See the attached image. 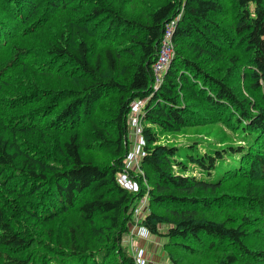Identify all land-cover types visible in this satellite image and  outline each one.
Returning <instances> with one entry per match:
<instances>
[{
	"label": "trees",
	"instance_id": "1",
	"mask_svg": "<svg viewBox=\"0 0 264 264\" xmlns=\"http://www.w3.org/2000/svg\"><path fill=\"white\" fill-rule=\"evenodd\" d=\"M233 1L224 27L221 0H164L141 18L113 0H0V264H136L122 236L145 193L139 223L178 238L183 256L264 264V0ZM169 30L173 56L155 87ZM143 99L139 173L123 161L129 104ZM204 122H222L228 142L190 145L181 159L157 143L154 126ZM100 148L107 160L85 157ZM224 208L245 216H209Z\"/></svg>",
	"mask_w": 264,
	"mask_h": 264
},
{
	"label": "rangeland",
	"instance_id": "2",
	"mask_svg": "<svg viewBox=\"0 0 264 264\" xmlns=\"http://www.w3.org/2000/svg\"><path fill=\"white\" fill-rule=\"evenodd\" d=\"M164 0H113V5L119 7L123 10L128 11V13L133 14L135 17L141 18L142 14L145 11H150L153 7L161 4ZM225 6L224 13L223 11L219 13V16L216 17L219 22H221L224 27H228L231 23L232 19L235 16V6L233 0H221ZM55 28L50 29V32ZM173 47V43H171ZM135 53V52H134ZM173 56V54H172ZM126 60L127 58H123ZM171 60V58H169ZM214 65H219L218 63H214ZM45 80H49V78H45ZM158 83L160 79H157ZM156 81V82H157ZM115 95V94H114ZM116 96V95H115ZM114 96H110L113 99ZM139 101V100H134ZM133 101V102H134ZM146 99H143L142 103H144ZM132 103V102H130ZM141 103V104H142ZM103 105L109 104L107 101L102 103ZM140 104V105H141ZM134 107L132 104H129V113L127 115V128H128V138H127V147L128 152L125 153L126 158L123 161L125 169H131L134 171H139L142 173L140 166V157L143 154L141 145L143 144V138L140 135V125L139 122L141 120V108ZM103 108L99 107V110L95 111L93 114V119L95 122L101 120L103 117L107 116V113L102 110ZM143 123H146L145 120H142ZM222 122H204L201 124H194L190 126H186L177 130H172L166 132L165 130H160L158 126H154L158 131V142L163 144H172L178 147L179 156L176 158L181 159L185 152L184 150L190 146L195 145L198 149V152L203 153L207 146L212 147H221L223 144L227 143V137L224 136L222 132V128L225 131H228V128L222 125ZM178 155V154H177ZM182 155V156H181ZM181 156V157H180ZM85 157L87 159H92L95 162L101 163L108 159V153L104 149H98L93 151H86ZM184 159V158H183ZM186 162V160H185ZM184 163V161H182ZM188 169L186 170L187 174L197 175L199 176V170L194 167L191 163L187 161ZM175 171H179L178 165L173 166ZM126 176V172H123L119 175ZM139 198L138 203L134 206V221L128 227V231L122 236V244L124 245L127 252L131 253L134 257V263L136 264H173L172 257L169 254V250L164 248V243L168 242L170 244V249L175 258H178L180 264H216L218 256L216 254L211 256L199 255L198 257L191 256H183L178 250L177 246L173 243H177L179 241L178 238L172 237H163L160 235H155L145 228L139 223L138 219L147 213L149 210V205L146 203V195ZM156 211L165 215H168V211H165L163 207L157 206L155 207ZM217 214L209 215L214 218L219 219H229V221H238L240 217H244L245 215L241 212H238L235 209H227L224 208L220 211L216 212ZM73 216H66L63 221L74 219ZM61 222V221H59ZM57 223V222H56ZM55 224V223H54ZM53 224V225H54ZM50 224H45L43 229L49 227ZM167 223H163L160 225L159 230L161 233L166 232ZM181 255L183 257H181ZM195 258V259H194Z\"/></svg>",
	"mask_w": 264,
	"mask_h": 264
},
{
	"label": "built area",
	"instance_id": "3",
	"mask_svg": "<svg viewBox=\"0 0 264 264\" xmlns=\"http://www.w3.org/2000/svg\"><path fill=\"white\" fill-rule=\"evenodd\" d=\"M169 35H170V30L166 31V34L163 37V40L161 42V46H160V49L158 51V55H157L155 62L153 64V73H154V77H155V87L162 80V72L167 67V65L170 61L169 58H171L172 54H173V47L171 45V40L169 38ZM157 79H160L159 83H158ZM142 101L141 100L140 101H134V102L132 101V103H130V104H132V106H134L136 108V107H139V105L142 103ZM142 104L140 105V108H141ZM121 177H122V179L119 177V181L123 184V186L130 188L132 190H137L138 187L134 181L129 180L127 178V176H121Z\"/></svg>",
	"mask_w": 264,
	"mask_h": 264
},
{
	"label": "bare ground",
	"instance_id": "4",
	"mask_svg": "<svg viewBox=\"0 0 264 264\" xmlns=\"http://www.w3.org/2000/svg\"><path fill=\"white\" fill-rule=\"evenodd\" d=\"M162 81V80H161ZM161 83V82H160ZM160 83H159V85H160ZM154 85V84H153Z\"/></svg>",
	"mask_w": 264,
	"mask_h": 264
}]
</instances>
